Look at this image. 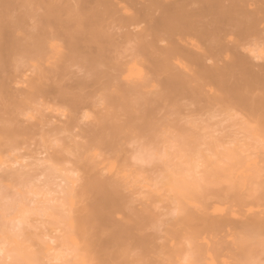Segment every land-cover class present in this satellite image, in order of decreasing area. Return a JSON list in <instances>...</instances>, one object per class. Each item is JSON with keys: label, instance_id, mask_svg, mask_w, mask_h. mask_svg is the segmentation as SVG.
Instances as JSON below:
<instances>
[{"label": "bare ground", "instance_id": "obj_1", "mask_svg": "<svg viewBox=\"0 0 264 264\" xmlns=\"http://www.w3.org/2000/svg\"><path fill=\"white\" fill-rule=\"evenodd\" d=\"M53 3L57 7L48 8ZM249 3L250 0H0V45H13L16 33L30 30L43 7L48 8L45 18L55 22L70 50L69 56L43 77L34 71V59L19 66L0 61V186L11 188L10 192L0 191V199L17 193L23 196L9 215L0 216V264H10V258L29 250H35L32 254L44 264H89L94 259H111L114 257L105 252L114 248L125 232L134 235L145 259L166 260L167 264H210L207 239L215 240L213 251L224 264L257 259L259 195L248 200L239 185L235 189L227 185L222 189L205 186L199 191L193 187L198 159L207 161L210 153L233 159L235 178L241 183L251 171L249 164L255 167L259 159L260 146L254 137L259 135L258 93L264 84V62L259 57L264 52L257 38L261 26L259 0L254 10ZM77 20L83 22L88 33L107 32L108 47L113 51L137 41L139 68L159 65L163 41L173 39L177 30L185 37L180 54L171 63L177 65L176 72L187 74V91L173 89L165 99L148 102L139 113V119L152 120L166 107L176 106L175 127L161 128L152 140L140 137L134 144L129 139L122 153L101 151L89 169L94 175L106 171L105 183L121 186L119 197L95 191L89 181L76 188L74 194L68 190L81 172L85 131L96 124L97 112L108 105L98 69V49L83 33L74 36ZM234 31L251 33L253 39L240 48L231 46L227 38ZM213 39L218 43L210 47ZM209 78V88L245 93L244 103L229 113L217 111L214 103L205 100L195 111H188L183 105L190 99L192 86ZM5 80L7 87L2 86ZM69 92L83 95L88 102H73L69 107ZM97 97L101 98L99 103ZM253 121L257 123L255 131L249 127ZM169 131L174 135L169 136ZM53 143L59 146L55 150ZM249 153L253 154L251 161ZM38 163L45 165L46 171L50 169L53 176L40 186L48 197L42 200V214L32 211L36 199L28 194L32 182L24 183L25 176ZM76 200L84 201L87 207L79 220L69 216L65 222L58 202L65 201L71 213ZM198 207L204 209L203 213L196 211ZM87 208L95 209L91 221ZM120 216L127 226L121 227L119 234L105 236ZM85 222L95 224L87 243L81 231ZM245 233L255 240L247 250L243 243L240 247L234 243Z\"/></svg>", "mask_w": 264, "mask_h": 264}, {"label": "snow or ice", "instance_id": "obj_2", "mask_svg": "<svg viewBox=\"0 0 264 264\" xmlns=\"http://www.w3.org/2000/svg\"><path fill=\"white\" fill-rule=\"evenodd\" d=\"M261 26L259 30L258 40L261 51L264 52V0H259ZM57 5L49 4L48 8L55 9ZM256 0H250L249 8L254 10ZM48 8H41V16L33 19V26L27 32L16 33L13 45L4 43L0 45V61L5 64L14 62L18 66L25 63L29 58L36 60L34 71L38 72L41 77L45 73L54 71L55 66L63 59H66L70 50L66 39L59 33L54 21L45 18L44 13ZM78 33H83L91 40L98 49V69L102 76L105 88V97L108 100V105H112L109 109L105 105L97 112L96 124L85 131L86 145L84 152L80 154L79 167L81 172L76 177L74 185H68L69 194H74L76 188L81 186L85 181L90 182V186L98 192L105 193L111 197H119L122 194L121 186L118 183H108L107 172L100 175H94L89 169L95 163L96 157L100 156V152H108L110 154L122 153L127 147L126 141L131 139L135 143H139V138L143 137L145 141L152 140L159 133L161 128L171 129L175 127V121L178 116L177 107H166L164 112H161L159 117L152 120L139 119L141 110L153 99L163 100L167 94L173 89L187 91L188 85L184 81L188 78L186 73L176 72V64H172L171 60L180 54V46L185 42L184 33L177 30L173 39L163 41L164 48L161 49L160 64L155 67H149L147 64L143 68H139L137 59L138 42L133 41L125 47L117 48L113 51L108 47L107 32L97 31L88 33L84 29L82 21H76L74 36ZM137 35H140L138 32ZM253 39L252 34L234 31L227 38V43L236 48L248 45ZM194 43V42H193ZM218 43L213 39L209 41L210 47H215ZM245 48V51H249ZM259 59L264 62V55ZM47 61V63H45ZM179 62L177 61V64ZM212 64L211 60H208ZM167 77H175V79H167ZM209 80H198L192 86L193 91L190 94V99L184 102L183 107L188 111H195L205 100L211 101L217 106V111H228L231 113L234 106L242 105L245 99V93H235L230 90L215 87L209 88ZM3 87L8 86L5 80ZM69 107L72 103L88 102L87 98L75 92H69ZM260 100L259 114V135L254 137L260 146L259 159L255 167L249 164L251 171L248 173V178L242 183L235 178L234 171L235 161L231 158L221 157L219 155L208 156L207 161L202 158L198 159L197 168L195 171V183L193 187L199 191L205 186L223 188L224 185L230 189H235L238 185L243 189L248 200H252L258 194L261 199V230L259 234V252L260 258L243 259L240 261H231L230 264H264V84L258 93ZM101 98L97 97L99 103ZM118 106L119 110H116ZM249 127L255 131L257 123L255 121L249 124ZM169 136L174 135L171 131ZM58 144L53 143L52 148H58ZM99 151L93 152L92 149ZM252 153L248 154V159L251 161ZM44 173V175H41ZM55 175H59L57 172ZM191 175V174H190ZM258 175V179L256 176ZM51 170L46 171V166L38 163L33 166L30 173L24 178V183L31 181L28 185V194L36 196L32 202V211L42 214L45 211V205L42 200H47L48 197L40 191V186L46 180H51ZM219 181V183H215ZM0 191L10 192L11 188L4 189L0 186ZM44 191H47L45 189ZM23 199L20 193L15 197L2 200L0 199V216L10 214L13 205ZM63 211V220L67 222L69 216L74 220H79L86 209L84 201L76 200L72 204L71 213L65 201L58 202ZM210 207V205H209ZM129 211L131 209L129 208ZM196 211L203 213L204 209L197 208ZM219 211V210H218ZM88 220L91 221L95 215L94 208H87ZM215 219V217H213ZM127 221L123 216L118 218L117 224L109 228L104 235L119 234L121 227H126ZM83 239L87 243L95 231V224L85 222L81 229ZM237 247L243 243L245 250L248 247L255 245V240L245 233L240 240L234 241ZM35 250H29V253L18 254L15 259L10 258V264H44L38 256L32 254ZM111 254L114 258L94 259L89 264H167L166 260L145 259L141 247L137 244L134 235L128 232L120 236L118 244L105 252V255ZM203 264V262H200Z\"/></svg>", "mask_w": 264, "mask_h": 264}, {"label": "rangeland", "instance_id": "obj_3", "mask_svg": "<svg viewBox=\"0 0 264 264\" xmlns=\"http://www.w3.org/2000/svg\"><path fill=\"white\" fill-rule=\"evenodd\" d=\"M29 170V169H25ZM31 172V169H30ZM215 240L213 239V242L210 239H207V245L209 246L208 252H207V260L210 264H224L222 257L218 256L217 253H214L213 251V245ZM257 259L260 258V255L256 256Z\"/></svg>", "mask_w": 264, "mask_h": 264}]
</instances>
